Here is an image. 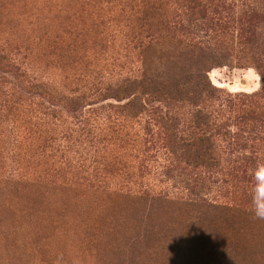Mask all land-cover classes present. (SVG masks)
Instances as JSON below:
<instances>
[{"label":"rangeland","instance_id":"rangeland-1","mask_svg":"<svg viewBox=\"0 0 264 264\" xmlns=\"http://www.w3.org/2000/svg\"><path fill=\"white\" fill-rule=\"evenodd\" d=\"M203 2L226 29L188 27L178 0H0V50L53 96L0 70V264H264L253 211L264 196L246 179L264 167V0ZM175 17L181 38L223 44L230 57L202 77L215 92V171L177 144L197 130L196 104L162 94L183 75L160 28ZM144 70V110L104 95ZM76 91L89 97L60 101ZM41 103L56 117L36 125ZM49 128L60 152L41 147Z\"/></svg>","mask_w":264,"mask_h":264},{"label":"trees","instance_id":"trees-1","mask_svg":"<svg viewBox=\"0 0 264 264\" xmlns=\"http://www.w3.org/2000/svg\"><path fill=\"white\" fill-rule=\"evenodd\" d=\"M177 4H180L186 10V16L188 18L185 21L189 22L188 27L202 22V24L206 25L207 29L212 30L213 33H219L226 29L225 23L220 17L217 19L211 17L208 5L206 2H203V0H178ZM150 9L155 10L156 7L151 5ZM183 21L175 17L171 21L163 19L160 22L161 30L167 33L169 36V43L177 52L172 60V67L178 71H183L182 76L179 74L175 79L168 78L167 81L165 79V81L160 83V86H170V89L168 87L167 92L162 93L163 96H165V100L168 99L170 102L185 97L192 104H196L197 109L194 113V117L197 130L189 138L178 139L177 144L180 146L184 154L193 156L202 166L209 168L210 171H215L220 168V161L217 156V151L219 150L217 137L220 136V133H218V126L213 120L214 111H212V108L208 107L206 103L207 100L215 98V92L210 88L211 85L205 81V78L203 79L202 77L203 73H206L205 68L207 63L212 62L215 66H226L230 57L229 54H227V51H225L226 47L223 44H221V46L215 45L210 47L202 45L201 42L196 41L192 37H189V39L181 38L186 31ZM157 40L144 41L141 43L142 45H140L146 49L147 46H151L155 42H158ZM258 58L261 59L263 57L259 56L257 59ZM260 61L264 63V58ZM21 64L22 63L18 61L16 57L0 50V70H2L3 73H9L15 78V80L20 81L28 91L32 93L34 92L45 99H53V96L50 93L51 91L48 90L49 87H46L41 82H36L28 72L22 69ZM189 69H194V71H191L190 73ZM260 69L264 72V65L260 66ZM148 81L147 71L144 70L142 78L122 79L115 85V87L106 88L104 95L112 96L119 102L125 99L129 100L126 107H133L131 109L141 111L145 109V105L147 104L150 95V93L148 94L146 91V87L149 83ZM151 83H153V80H151ZM76 92L77 93L70 94L60 93V101L70 106H75L79 103L85 102L89 97L85 92ZM138 92L140 97L137 95ZM37 107L38 109L32 111V118L36 125L45 123V118L50 117L51 119H54L56 117V111L51 110V107H47L43 103L38 104ZM263 108L264 107H262V110ZM255 112L256 111L251 110L249 111V114L255 115ZM171 121L174 122L173 120ZM48 130V135L42 141L43 144H41V147L45 151L60 152L57 145L58 139L54 132L55 130L52 128H49ZM229 176L232 175L229 174ZM246 179L249 181L251 180L255 187L258 188V192L262 193V196H264V176L258 175L256 177L254 174H251L248 177L247 174ZM256 198L258 199V197Z\"/></svg>","mask_w":264,"mask_h":264},{"label":"clouds","instance_id":"clouds-1","mask_svg":"<svg viewBox=\"0 0 264 264\" xmlns=\"http://www.w3.org/2000/svg\"><path fill=\"white\" fill-rule=\"evenodd\" d=\"M258 175L264 176V167L260 169ZM253 211L256 218L264 219V202L255 204Z\"/></svg>","mask_w":264,"mask_h":264}]
</instances>
